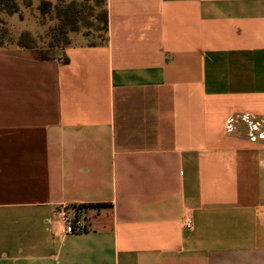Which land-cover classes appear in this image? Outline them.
I'll return each instance as SVG.
<instances>
[{"label":"crops","instance_id":"0c3cea01","mask_svg":"<svg viewBox=\"0 0 264 264\" xmlns=\"http://www.w3.org/2000/svg\"><path fill=\"white\" fill-rule=\"evenodd\" d=\"M106 12L0 47V264H264V0Z\"/></svg>","mask_w":264,"mask_h":264},{"label":"rangeland","instance_id":"374dc122","mask_svg":"<svg viewBox=\"0 0 264 264\" xmlns=\"http://www.w3.org/2000/svg\"><path fill=\"white\" fill-rule=\"evenodd\" d=\"M1 1L0 47H20L18 43L22 33L28 32L30 36L29 44L34 47L40 56L49 54L51 52L49 45L52 41L50 28L58 24V16L61 15L57 7L59 5L66 6L71 2L76 3L79 8L85 7V12L76 13L74 17L67 14V20L72 22L69 24L68 29H71L75 24L78 30H68L67 43H63H69V35L73 32L82 33L86 38V42L92 45L104 42L106 39V31L102 21L104 6L101 4V0H62L61 4H57L56 0H50L52 3L51 11L45 15H41L38 11L37 7L40 0H16L17 12L11 14L3 9V7H6L8 0Z\"/></svg>","mask_w":264,"mask_h":264},{"label":"trees","instance_id":"16d2710c","mask_svg":"<svg viewBox=\"0 0 264 264\" xmlns=\"http://www.w3.org/2000/svg\"><path fill=\"white\" fill-rule=\"evenodd\" d=\"M15 1L16 0H8L6 7H3V9L7 13H10V14L17 12V6L15 4ZM61 1L62 0H56L57 4H61ZM1 3L2 1L0 0V4ZM101 4H103L104 6V10L102 11V21L104 23V29L106 30V27H107L106 0H101ZM51 6H52V3L50 0H40L37 8L41 15H45V14L50 13ZM57 10L60 12L61 15L58 16V19H59L58 24L55 27L53 26L50 28V35H51L52 41L50 42L49 48H51V50L52 48H54V46L66 45L63 42L67 43L66 39H67L68 30L70 31L78 30V27L75 24L71 27V29H68L69 24L72 22H69L71 20H67V14H70L71 17H74L76 13H84L85 7L79 8L77 7L76 3L71 2L67 4L66 6L59 5L57 7ZM29 41H30V36L28 32H23L18 45L20 47H25L28 49L35 50L34 47L31 44H29ZM40 57L47 58L49 57V55L48 54L45 56L41 55Z\"/></svg>","mask_w":264,"mask_h":264},{"label":"built area","instance_id":"2783aa9c","mask_svg":"<svg viewBox=\"0 0 264 264\" xmlns=\"http://www.w3.org/2000/svg\"><path fill=\"white\" fill-rule=\"evenodd\" d=\"M62 228L64 233H74L85 230L87 228V219L84 215H70L66 211H62L61 216ZM185 228L191 226V219L185 218L182 222Z\"/></svg>","mask_w":264,"mask_h":264}]
</instances>
